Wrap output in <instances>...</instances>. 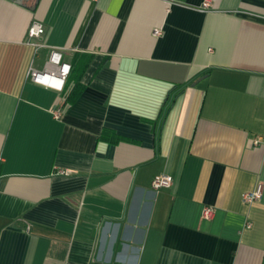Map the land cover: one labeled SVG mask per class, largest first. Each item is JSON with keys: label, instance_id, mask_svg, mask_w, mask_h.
Instances as JSON below:
<instances>
[{"label": "crops", "instance_id": "crops-1", "mask_svg": "<svg viewBox=\"0 0 264 264\" xmlns=\"http://www.w3.org/2000/svg\"><path fill=\"white\" fill-rule=\"evenodd\" d=\"M204 1L0 0V264H264V0Z\"/></svg>", "mask_w": 264, "mask_h": 264}, {"label": "built area", "instance_id": "built-area-1", "mask_svg": "<svg viewBox=\"0 0 264 264\" xmlns=\"http://www.w3.org/2000/svg\"><path fill=\"white\" fill-rule=\"evenodd\" d=\"M168 5H171L175 0H165ZM210 7L209 0H205L202 8L208 9ZM44 32L43 26L38 22H32L27 30V36L29 39H37ZM154 36H159L160 31L154 30ZM70 64L65 62L62 58L61 52L58 50H50L49 56L44 63L42 70H37L31 68L29 75L34 83L53 88L55 90L61 91L63 89L64 83L70 74ZM257 143V142H255ZM58 175H68L69 172L66 170H58L56 172ZM173 178L169 174H158L154 176L151 180V188L154 191H158L162 188H168L172 184ZM263 186L261 182H258L253 190L243 192L241 194V201L245 205H251L259 201L262 197ZM213 215L212 208H204L202 211V217L204 219H210Z\"/></svg>", "mask_w": 264, "mask_h": 264}, {"label": "trees", "instance_id": "trees-1", "mask_svg": "<svg viewBox=\"0 0 264 264\" xmlns=\"http://www.w3.org/2000/svg\"><path fill=\"white\" fill-rule=\"evenodd\" d=\"M70 67L72 69V66L70 64ZM85 67V66H84ZM84 67L79 71V73L77 74V78L75 80V85H74V91L69 93V94H66L65 95V103L70 105L72 102L75 101V99L77 98V96L79 95V93L81 92L82 90V86L81 84L79 83V77L84 69ZM70 73H71V70H70ZM70 75V74H69ZM69 77V76H68ZM67 80V79H66ZM101 138H103L104 140H107V141H110L112 143H115L117 142L119 139L116 138L113 134H110L109 131H103L102 132V135H101Z\"/></svg>", "mask_w": 264, "mask_h": 264}, {"label": "water", "instance_id": "water-1", "mask_svg": "<svg viewBox=\"0 0 264 264\" xmlns=\"http://www.w3.org/2000/svg\"><path fill=\"white\" fill-rule=\"evenodd\" d=\"M16 3H20V0H16Z\"/></svg>", "mask_w": 264, "mask_h": 264}]
</instances>
